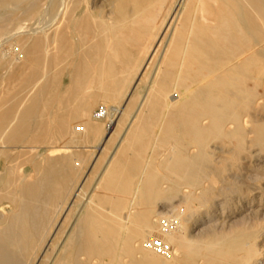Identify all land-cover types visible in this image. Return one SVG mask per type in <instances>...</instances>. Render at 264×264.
<instances>
[{
	"label": "bare ground",
	"instance_id": "1",
	"mask_svg": "<svg viewBox=\"0 0 264 264\" xmlns=\"http://www.w3.org/2000/svg\"><path fill=\"white\" fill-rule=\"evenodd\" d=\"M166 37L167 43L165 45V50H163L164 52L160 56L161 60L157 66L155 74L156 76H159L160 79L157 77H154L153 79L151 78L152 80H150L151 82L150 84L148 83V85L150 91L151 89L154 90L155 87H157L162 95L170 92L168 100L165 101L166 103L164 106L161 105V108H164V115H171V119H168L166 121L167 123H164L163 125L165 126L166 124V128L164 127V132H166V134L164 133V135L167 136V138L175 137L181 144L177 154L178 158L174 161L176 163H173L175 164L174 167L180 168L184 172L187 179L191 182L195 180L198 181L201 177H204L205 179V176L206 178H209L207 176L213 173L210 163L214 162L209 161L211 159L208 158V150L204 147L205 140L209 137H220L230 142L234 141L236 143L235 150L238 153L246 150L248 145L247 136L249 133L255 134V137L252 139L253 143H264V117L262 115L261 119L258 118V115L261 112L260 109L264 111V0H0V68L5 67L6 65H9L10 68V66L13 67L16 64L17 67H19L20 65L22 66L23 63H28L31 58L37 63V65L31 66L29 73H27L28 76L26 78L23 77L25 79L22 84L24 90H27V94H25V100H20L22 104L25 103L24 106L21 108L19 107L21 110H15L16 108L13 107L15 105L11 106L10 104L7 109L4 107L5 110L2 113L0 112V149L7 148L8 145L10 146V143L14 144L18 140L22 141L28 139L31 135L32 126L43 119V116L40 113L41 109H45L54 104H61L68 108L70 106L72 110H70L71 113L69 115H66V113L64 114L66 116L61 115L57 118V126L62 136L67 135L69 132L72 135H76L78 133H82V131L85 135L91 134L94 136L95 134H98L99 130L94 127L92 124L93 122L91 123L92 120L90 121L87 116L90 115L88 113L91 112L90 110L95 106V102L98 101L95 100L98 98L97 94L94 95L93 92V94L89 92L91 88H107L111 90L112 93L114 92L113 96H115V94H118V92L126 86L129 78L131 79L129 74L135 70L137 85L139 81H141L143 73H145L143 72V69L146 64L150 61L153 55L155 56L156 54V45L158 43H163ZM6 45L13 47V51L11 50V52H7L5 49ZM152 63L156 64V62ZM6 70H8V68H6ZM9 70L5 73L8 74ZM13 74L14 72L11 75ZM19 75H21L20 72ZM22 75L24 76V74ZM49 75L51 78H48ZM1 76L3 77V75ZM6 79H8V77H6ZM16 79L18 80L19 78L17 77ZM17 80H15V82ZM1 86L2 85L0 84V88ZM7 86L13 87L8 84ZM3 91L4 89L1 93ZM7 91H9V88ZM13 91L16 90L13 89ZM124 91L125 90H123L121 94ZM5 92L3 94H5ZM62 92L66 93V96H68L67 99L63 98L64 96L61 95ZM88 92L96 98L94 99L91 95H87ZM128 92L130 91H127V93ZM134 92H136V90ZM9 94L10 93H7L6 97ZM13 94L14 93H12V95ZM22 94H24V92ZM18 95L19 93L17 96ZM105 95L108 96L107 93ZM1 96L3 95L1 94ZM106 96L105 98H108ZM146 96L148 98L150 95ZM164 97H166V95ZM1 99H4L5 102V98ZM16 99L14 100L17 102ZM150 99L152 100L153 96ZM160 99H162V97H160ZM162 100H164V98ZM4 102H2V105ZM143 102L139 106V109L143 105ZM19 104L20 103H18V105ZM19 106H21V104ZM137 106L138 104L135 107ZM155 107L157 106L154 105L153 109L149 107L153 110V112L151 110L147 111H150V114L153 115L152 113L156 111L154 109ZM146 108L143 107L141 109L143 110ZM106 109L107 113L104 119H97L95 115L93 117L96 120L109 121L106 127L107 130H110L107 137L108 141L113 135L112 127L116 125V121L112 119V117L114 113H121V110L117 107L112 110L109 105H106ZM134 109L137 112L135 111L136 113L132 115L130 121L127 120L129 123L125 132L120 136L117 145L118 147L126 141V137L130 129L134 132L137 130V128L134 130L132 129L135 128L134 124L139 117L138 112L140 113V110H137L136 108ZM47 110H49V108ZM52 110H54V107ZM143 111L145 112V110ZM158 112L160 111H156L154 115ZM61 113L63 114V112ZM80 114L89 119L90 122L85 121L86 119L81 117L85 123L84 127L78 129L76 125H73V120L75 117H80ZM147 114L148 113L145 115ZM150 114L147 116L151 117ZM49 115L51 117L55 116L53 113ZM157 115L159 116V113ZM118 117L120 116L118 115ZM154 117H156V115ZM154 117L153 119L149 118L150 122L148 121L147 124L154 126V124H151ZM160 118L158 117V119ZM46 119L48 120V118ZM165 119H167V117ZM76 120L77 119H75L74 122ZM78 120L80 119L78 118ZM139 120L141 121V118ZM158 122L160 121L158 120ZM95 123L96 122H94V124ZM143 123H145V121ZM125 124L127 125V123H124V125ZM229 125H232V127ZM145 126L146 125H144L143 130ZM159 126L160 125H158V127ZM146 128H148V125ZM40 130H43V128L39 129V131ZM146 133H148V131ZM146 133L144 132L143 135L141 133V136L145 138L146 136L144 134ZM152 135L151 137L156 136L155 132L154 135ZM151 137L149 136L147 138ZM32 138L33 136L31 137V140ZM143 138L141 139V142L144 140ZM71 139L73 138L71 137ZM56 140L58 141V139ZM66 140H68V138ZM130 140L128 143L132 142ZM27 141L29 142V139ZM151 141H149V144ZM30 143H32V141H30ZM132 144H134V142ZM145 145L146 144H144V146ZM210 145L211 143L209 144V147ZM186 146L198 148V152L188 153L186 152ZM221 146L223 147V143ZM126 147H128V145ZM67 148V145L54 148L51 150V156L58 155L59 153L64 152L65 149L67 150ZM250 148L251 147H249V149ZM256 148L258 147H255V149ZM38 149H36V151ZM117 149L113 152V154L111 152L112 155L110 159H108L109 161L107 166L103 172H101V176L99 174L100 180L107 172L111 161L116 158L115 154L117 153ZM215 149L217 150V148ZM216 150L215 152L221 155L220 152H217ZM257 150L258 149H256V151ZM27 151H29V149ZM144 151H142L143 155ZM213 151L211 155H213ZM33 152H31L32 156ZM66 152H68V150ZM3 154L4 152L0 151V157L3 156ZM121 154H123V152H121ZM138 155L139 154H137V156ZM241 156L243 157V154ZM36 158H38V156ZM227 159L230 158H226L224 161H227ZM16 160L17 163L18 159ZM39 160L40 158L38 161ZM138 160L140 161V159ZM151 160L152 159H149L150 163ZM150 163L148 162L147 166ZM72 164L74 166V163ZM138 164L140 165V162ZM155 164L159 165V167L164 165L163 163H160L162 164L161 166L158 163ZM143 165L145 166V162ZM152 165H154V163ZM41 167L39 166V168ZM57 167L56 161L52 160L47 165V169L45 170L46 173L44 172L45 175H43L42 178L41 176L39 180L34 178L35 182L33 181L31 183H24V181L21 182L20 185L16 187V191L13 192V195L10 196L12 201H16L17 204L16 209L13 204H8L12 207L8 210L10 213L12 212L11 218L7 221L4 219L5 221L3 226L0 227V264H35L37 261H40L39 264H167L166 260L164 262V258L161 259L160 255H155V252L154 254L153 252L147 253L143 250L142 246H140L142 247L140 250L144 253V258L141 260L135 258L134 254L136 252V246L144 244V240H148V238H146L147 234L136 233L131 230L130 232H132V234H126L125 230H127L129 226L128 224V226H126V223H119V225L116 226L114 223L110 222L108 216L107 218L102 215L103 213L101 215L95 214L93 212L94 210H91L89 204H92L93 202L99 203L102 199L96 200L92 194L90 196L88 195L89 197L87 196L88 198L86 199L84 205L80 208L79 212L76 210L78 215L75 220L72 222V217L71 220L69 219L70 221L68 222H72V224L67 232L64 230V236L59 238L56 234L52 233V235H50L49 230H51L52 226H55L57 223L53 222L54 218L50 219L48 217L50 209L49 206L51 205L52 208L53 206L55 207L57 198H60L64 193H66L64 192L67 191L66 185H71L70 182H73L74 180L75 182L77 181L76 179L72 181L73 178L71 179L69 174V176L64 174L65 170L62 171ZM138 167L139 166L136 168ZM142 167L143 166H141V168ZM216 167H220L222 169L221 166ZM156 170H158V168H156ZM38 171L40 170H37V172ZM73 171L75 172V169ZM13 172L12 166L6 167L4 173L2 175L0 174V184L2 185L11 182L10 178ZM148 172L150 171L148 170ZM160 172L161 171L159 170V173ZM109 173L111 174L113 172ZM116 174H118V172ZM147 175L144 174L143 176ZM140 177H142L141 172ZM218 177L219 176H217V178ZM105 181L108 182V180ZM207 181H210V178L207 179ZM98 184L99 181L95 188H97ZM77 186L78 189L76 192L74 191L75 194L73 198L78 197L81 194V191H83V187H85L83 182ZM193 186L196 187L195 185ZM116 187L117 185L114 186V188ZM104 188L105 187L101 188L102 191ZM108 188L110 189V186ZM117 188L120 190L119 186ZM196 190L198 189L196 188ZM69 191L70 190H68V192ZM102 191L101 194L103 193ZM107 191L106 194L104 193L105 196L114 190L109 191L108 194ZM130 194L132 193L130 192ZM124 195L125 193L123 196ZM5 199L7 200L8 198L6 197ZM130 199L132 201V198ZM2 200L3 199L1 198L0 201ZM63 200L64 197L62 201ZM123 201L125 200L123 199ZM74 202L77 203L78 200ZM121 204L122 203L117 204L116 208L120 209ZM134 204L136 203L131 202L130 206L127 208V215L124 214L128 220L134 215V213H132ZM4 205L5 204L0 205V212L4 210ZM43 205L45 207H43ZM71 205L72 203L68 206L71 207ZM113 205L115 206L116 204ZM56 206L57 207L53 210L54 212L52 211L53 214L56 212L58 213V211L61 210H59V205ZM139 209H141V207H139ZM72 210L75 209L73 208ZM96 210H99V208ZM64 211H66V209ZM41 214H44V216L46 215V220L45 218L43 219V215L42 217L40 216ZM141 214L138 212V216L137 214L136 216H142ZM186 217L187 216H185V218ZM142 220L143 224L141 223L140 225L144 226H142L143 229L147 228L151 231L153 229L151 219L145 216ZM55 227H57V225ZM66 227L64 229H67ZM168 236L169 235H167V237ZM138 251L139 250H137V252ZM127 256L132 258L130 262H125V260H123V258ZM245 259L246 261L248 260L244 257V260ZM255 264H264V259Z\"/></svg>",
	"mask_w": 264,
	"mask_h": 264
},
{
	"label": "rangeland",
	"instance_id": "2",
	"mask_svg": "<svg viewBox=\"0 0 264 264\" xmlns=\"http://www.w3.org/2000/svg\"><path fill=\"white\" fill-rule=\"evenodd\" d=\"M166 43H167V37L164 39L163 43H158L156 45V49H155L156 54H155V56L153 55V57L150 59V61L146 64L145 68L143 69V72H145V73H143L142 79H141V81H139L140 85H139V83L136 85L137 78H135L136 77V73H135L136 70H135V71H132L131 74H129V77H131V79L129 78V81L126 83V86H124V88L120 92H118V94H115V96H113L114 92L112 93V91L107 89V88H105V89H100V88H96V87L91 88V90L89 92H91V93L93 92L94 95L97 94V97L99 99L96 98L94 95H92L93 93L92 94L89 92L87 93V95H89V96L91 95L94 99L96 98L95 100H98L95 102V104H94L95 106L90 110L91 112L88 113L90 115H87L88 118L90 119V121L92 120L91 123L93 122L92 124L94 125V127H96L97 130H99L98 134H95L94 136L91 134L85 135V134H83V131H82V133H78L76 135H72L69 132L67 135L62 136V134L60 133L58 126H57V118L61 115L63 116L66 113H67L66 115H69L72 110H71L70 106L68 108V107L63 106L61 104L60 105L54 104V105L48 106L45 109H41L40 113L42 114L43 119L40 122H38L39 124L37 123V124H34L35 126L34 125L32 126L31 135L33 136L34 139L32 138V140H31L32 136L30 135L28 138L29 142L27 141L28 139L22 140V141L18 140L17 142H15L16 144L10 143V146L8 145L9 149H8V147L4 148V149H0V151L4 152L3 156L0 157V172H1L0 174L2 175L4 173L6 167H8V166H12L13 171H14L13 174L11 175V178H10L11 182L7 183L8 185L7 184H2V185L0 184V192H1L0 193V199L1 198L3 199L2 201H0V205L5 204L4 210L0 212V227L3 226V223L5 220L7 221L8 219L11 218L12 212L10 213L8 210L11 209L12 207H11V205H8V204L9 203L13 204V206H15V209H16L17 202L14 200L12 201V198H10V196L13 195V192L16 191V187L18 185H20V183L23 181H24V183L25 182L31 183L33 181L35 182L34 178L35 179L37 178L36 180H39L40 176L42 178V176L45 175V173H46L45 170L47 169L46 168L47 165L49 164V162H51L53 160V161H56L58 169H60L62 171L68 170L69 172L64 171V174L66 176L69 174L70 176L69 175L68 176L71 179L73 178L72 181L74 179H76L78 182L77 181L75 182V180H74L73 182H70L71 185H66L67 191H64L66 193H64L63 196H61L60 198H57L55 203H56V205H59L58 206L59 210L61 209L60 211H58V213L56 212L53 214L54 208L57 207L56 205H55V207L53 206V208L51 205L49 206L50 209H49L48 217L50 219L54 218L53 222L57 223V224H55V226L57 225V227H55L52 224L54 227L52 226L51 230H49L50 235H52V233H53V234H56L57 237H59V238L64 236L65 232H67L70 229L69 227H71L72 222L77 217L80 208L84 205V203L86 202V199L92 194L96 200L102 199V200H100L101 202H99L100 205L98 202H96V203L93 202L92 204H89V206L91 207V210L92 211L94 210L93 212L95 214L101 215L103 213L102 215H104L106 217L108 216L109 218L108 217L107 218L110 220V222L114 223V225H116V226H118L119 223L120 224L126 223L125 224L126 226L129 225L127 230H125L126 234H130V233L132 234V232H130V230H131V231H135L136 233H143L145 235L147 234V236L149 235L148 237L146 236V238H148V240L145 238L146 240H144V242H143L144 244H141V245L139 244L138 246H136V252L134 254V257L137 258L138 260H141L144 258V253H142V251L140 250L142 247H143V250H145V252H147V253L153 252V254H154V252H155V255H158V256L160 255L161 259L164 258V262L166 260L167 264H255L258 261H261L262 259H264V143H255V142L253 143L252 139L255 137V134L249 133L247 136L248 145H247L246 150L245 151L243 150L241 153H238L235 150L236 143L234 141L230 142V141L225 140V139L220 138V137H209V138H207L205 140V146L204 147H206V149L208 150V153H209L208 158L211 159L209 161L210 162L214 161L213 163L212 162L210 163L211 164L210 167L212 168L213 173H211L210 175L207 176L210 178L211 182L207 181V179H209V178H206V176H205V179H204V177H201V179H198V181L200 183L197 180L191 182L190 180L187 179L184 172L180 168L174 167L175 164H173V163H176L174 161H176V159L178 158L177 154H178L179 147L181 146V144L178 141V139H176L175 137H173V138L168 137L167 138V136L164 135V133L166 134V132H164L165 128H166L165 127L166 124H165V126H163V125H164V123H167L166 121L168 119L169 120L171 119V115L170 114L164 115V113H165L164 108L163 107L161 108V105L164 106V104L166 103L165 101L168 100V95L170 94V92L165 93L166 97H164L165 95H162V93L159 92L157 87H155L154 90L151 89V91H150V88L148 85V83L150 84V82H151L150 80H152L154 77H157L158 79H160V77L156 76L155 74L157 71V66L159 65L160 60H161L160 56H161V54H163V52H164L163 50H165ZM5 49L7 50V52H11V50L13 51V47H11L10 45H6ZM159 50H160V54H159ZM12 58H14V57H12ZM152 62H156V64L152 63ZM32 65L35 66V65H37V63L31 58V59H29L28 63H25V64L23 63V65L22 66L20 65L19 67H17V64H16L14 66L12 65L13 67L10 66V68H9V65H6L7 67L5 66V67L0 68V76L3 75V77H5V78H3L2 76H1L2 78L0 77V81H1L0 84L2 85L1 88L4 87L3 88L4 91L2 93H1V91L3 89L0 88V96H1V94L4 96V97L3 96L0 97V102H1L0 103V112L1 113L5 109H7L10 106V104H11V106L15 105L13 107L16 108L15 110L18 109V111L21 110V109H19V107L21 108L22 106H24L25 103L22 104L20 102V100L21 99L25 100L24 97H25V94H27V90H24L22 83H23L24 79L28 76L27 73H29V70H30ZM15 66H16V68H15ZM23 66H24V70H23ZM155 66H156V68H155ZM6 68H8V70L10 69L9 73L12 74L14 72V74L11 75L9 73L8 74L5 73L6 71L8 72V70H6ZM17 68H18V70H17ZM25 69H27V70H25ZM18 71L20 72L21 75H19ZM23 71H25V72H23ZM150 71H152V72H150ZM22 74H24V76ZM9 75H10V78H9ZM144 76H146V77H144ZM6 77H8V79H6ZM17 77L19 78L18 80L16 79ZM23 77H25V78H23ZM49 77L51 78L50 75L48 76V78ZM143 78L144 79L146 78V79L144 80ZM15 80H17V81L15 82ZM7 81L8 82L10 81V82L8 83ZM146 81H149V82H146ZM4 83H5V85H4ZM6 83L8 85L13 86V87L7 86ZM16 85H18V86H16ZM21 85H22V87H21ZM6 86L9 88V91H7L8 88ZM5 88H7V89H5ZM10 88H13L16 91H13V89H10ZM123 90H125V91L121 94V92ZM135 90H136V92H134ZM127 91H130V92L127 93ZM137 91H138V93H137ZM152 91H153V93H152ZM4 92H5V94H3ZM23 92H24V94H22ZM105 92L107 93V95L109 93L110 94L108 96H106ZM7 93H10L9 94L10 96L7 95V97H6ZM12 93H14V94L12 95ZM18 93H19V95L17 96ZM148 93H150V94H148ZM67 94H69V93H67ZM61 95L64 96L63 98H65V99H67V97H68V96H66L65 92H62ZM104 95L108 98H105ZM146 95H150V96H148V98H147ZM133 96H134V98H133ZM152 96H153L152 100H154V101H152L150 99ZM110 97H111V99H110ZM139 97H140V99H139ZM160 97H162V99L164 98V100L160 99ZM1 98H5V102L7 104L4 102V99H1ZM14 99H16L17 102ZM13 100H14V102H13ZM23 100H21V101H23ZM158 100L160 101V103ZM107 101H109V102H107ZM2 102H4L5 104L3 103V105H2ZM142 102H143V105L141 106V108L147 107L146 109H143V110H145V112L141 108L139 109V106L141 105ZM18 103H20L21 106H19L20 104L18 105ZM136 103L138 104L137 107H135L137 105ZM6 105H8V106H6ZM103 105L105 107H106V105H109V107H111L112 110L116 109V107L121 110V113L120 112L114 113V115L112 117V119H114L116 121V125H114L112 127L113 135L111 136V138L108 141H107V137H108V132H110V130L108 129L109 130L108 131L106 127H107L109 121L96 120L93 117L95 115L94 113L96 112V110ZM154 105L157 106L154 109L156 111L161 112V114H160V112H158L159 116L157 115L158 113H156L155 114L156 117H154L155 116L154 113L156 112L155 110H154L155 112L152 113L153 115L150 114L151 113L150 111H147V110H151L153 112L152 109H153ZM148 106L151 107L152 109H150ZM4 107H5V109H4ZM50 107H51V110H50ZM53 107H54V110H52ZM1 108H3V109H1ZM48 108H49V110H47ZM134 108H136L137 110L138 109L140 110V113L138 112L139 117L137 118V121L134 124L135 128L132 129V130H134L137 128V130H135V132H134V131H131V129H130V131L127 134L128 138L126 137V141H124L118 147L117 145H118L120 136L127 129V126L129 123L128 121H130L132 115L137 112ZM59 109H60V111H59ZM64 110H65V112H64ZM42 111H44V112H42ZM45 111H47V112H45ZM260 111L261 112L258 115L259 119L262 118V115L264 117V111H262L261 109H260ZM59 112H60V114H59ZM61 112H63V114ZM46 113H48V114H46ZM51 113H53V115L55 114L56 118H55V116L51 117L49 115ZM141 113H143V114H141ZM144 113L145 114L148 113L147 114L148 116L150 114L152 118L148 117ZM117 114L120 117H118ZM66 115H64V116H66ZM79 116L80 117H75V118L72 116L74 118V120L77 119L75 122L73 120V123H74L73 125H76L78 127V129L84 127L85 122L81 119V117L83 119H86L85 121H87V122L89 121V119L84 117L82 114H80ZM153 117H154V120H152L151 124L152 125L154 124L155 128H154V126L147 124V122L148 121L150 122V119H153ZM158 117L159 118L161 117V118L158 119ZM166 117H167V119H165ZM46 118H48V120ZM78 118L80 120H78ZM140 118H141L142 122L139 120ZM158 120L160 122H158ZM46 121H49V122H46ZM81 121H83V122H81ZM144 121L146 124L143 123ZM94 122H96L97 124L96 123L94 124ZM154 122L157 124H155ZM42 123H44V124H42ZM124 123H127V125L126 124L124 125ZM51 124H53L54 127ZM134 125H133V127H134ZM144 125H146V126L143 130ZM147 125H148V128H146ZM149 125L151 128L149 127ZM158 125H160V126L158 127ZM229 126L232 127V125H229ZM33 127H35V128H33ZM152 127H153V129H152ZM248 127H249V125H248ZM42 128H43V130L39 131V129H42ZM157 128H158V130H157ZM140 129L142 130V132ZM151 129H152V131H151ZM153 130H154L156 136L151 137L152 134L154 135ZM147 131H148V133H146ZM102 132H103V134H102ZM144 132L146 133V134H144L146 136V137L144 136L145 138H143V136H141V133L143 135ZM47 133H48V135L49 134L50 135L48 136ZM100 133H101V135H100ZM136 134H137V136H136ZM99 135H100V137H99ZM134 135H135V137H134ZM148 135L152 139L147 138V137H149ZM71 137L77 141H74L73 139H71ZM80 137H81V139H80ZM41 138H42V140H41L42 142L40 141ZM67 138H68V140H66ZM142 138L145 140V141L143 140L144 142L143 141L141 142ZM216 138H218V139H216ZM50 139H52V140H50ZM56 139H58V141ZM79 139L82 143L79 141ZM130 139H132V140H130ZM129 140L132 142L128 143ZM148 140L149 141L152 140L154 142L151 141V143L149 144ZM168 140H170V141H168ZM30 141H32V143H30ZM217 141H220V142H217ZM133 142H134V144H132ZM103 143L106 145H104ZM139 143H140V145H139ZM152 143H153V145H152ZM210 143H211V145L209 147ZM222 143H223V147L221 146ZM126 144L128 145V147H126L127 146ZM144 144H146V145L144 146ZM13 145H16L17 147L13 146ZM40 145H41V147H40ZM66 145L68 146V148H67L68 152H66L67 150L65 149L64 152L59 153L60 155L58 154V155L51 156L52 155L51 154L52 149L58 148L61 146H66ZM148 145H149V147H148ZM157 145H159V146H157ZM167 145H169V146H167ZM25 146H26V148H25ZM155 146L157 147L158 150L156 149ZM117 147H118V149H117ZM124 147H125V149H124ZM136 147H137V150H136ZM249 147H251V148L249 149ZM255 147H258V148H256V149H258L257 151H256ZM129 148H131V149H129ZM213 148L214 149L217 148V150L216 149L215 150L217 152L219 151L221 155H219V153L217 154ZM260 148H261V150H260ZM28 149H29V151H27ZM36 149H38L39 152H38V150L36 151ZM116 149H117V153L115 154V157L117 159L114 157L116 160L113 159L111 161V163L109 164V167L107 169V172H106L107 174L105 173L100 180L99 177L102 174L101 172H103V170L107 166V163L109 161L108 159H110L111 155L113 154V152H115ZM119 149H122V150H119ZM127 149H129V150H127ZM138 149H140V150H138ZM172 149H173V151H175V150L176 151L173 152ZM195 149H197V150H195ZM209 149H211V150H209ZM146 150H149V151H146ZM250 150H252L255 155ZM127 151H128V154H127ZM138 151H141V152H138ZM142 151H144V155H143ZM212 151H213L214 156L211 155ZM5 152H6V154H5ZM17 152H18V154H17ZM31 152H33V156L31 155ZM111 152H112V154H111ZM121 152H123V154H121ZM186 152L196 153V152H198V148L186 146ZM66 154H68V155H66ZM71 154H73V155H71ZM108 154H110V155H108ZM137 154H139L138 155L139 157L137 156ZM140 154H142V155H140ZM173 154H174V156H173ZM240 154L241 155L243 154V157ZM40 155H41V157H40ZM64 155H66V156H64ZM69 155H71V156H69ZM176 155H177V157H176ZM37 156H38V158H36ZM171 156H172V158H171ZM225 157L230 158V159H227V161H224V160H226ZM249 157H252V158H249ZM39 158H40V160L38 161ZM164 158L166 161L164 160ZM16 159H18L17 163H16V161H17ZM59 159H60V161H59ZM138 159H140V161ZM149 159H152L151 163H150ZM154 159H155V161H154ZM44 160H46V161H44ZM71 162L74 163V166ZM78 162H79V164H78ZM139 162H140V165L138 164ZM144 162H145V166L143 165ZM148 162L150 163L149 164L150 166L149 165L147 166ZM153 163H154V165H152ZM155 163H158V164L163 163L164 165L160 164V166L162 165V167H159V165H157ZM214 163H216L217 165ZM4 164H6L7 166ZM119 164H120V166H119ZM122 164H124V165H122ZM38 165L40 167L42 166L41 167L42 169L39 168ZM156 165H157V167H156ZM215 165L221 166L222 169L220 167L217 168ZM137 166H139V167L136 168ZM141 166H143L144 169H143V167L141 168ZM146 166L149 168H147ZM223 166H224V168H223ZM228 166H230V167H228ZM121 167H123V168H121ZM156 168H158V170H156ZM74 169H75V172L73 171ZM162 169L164 172L162 171ZM1 170H3V171H1ZM37 170H40L41 172L40 171L37 172ZM148 170L152 173L148 172ZM159 170L162 173L161 172L159 173ZM114 171L115 172L117 171L118 174H116L117 172L115 173ZM109 172H113V173L110 174ZM140 172H141L142 177H140ZM155 173H156V175H155ZM38 174H39V176H38ZM99 174H100V176H99ZM144 174H146V175L149 174V175H147L148 176L147 177V176H143ZM34 175L38 176V177H35ZM107 175L108 176L110 175V176L108 177ZM111 175H112V177H111ZM154 175H155V177H154ZM15 176H17V177H15ZM114 176H115V178H114ZM118 176H120L122 179ZM217 176H219V177L217 178ZM231 176H232V178H231ZM80 177H82L83 179ZM117 177H118V179H117ZM211 177H213V178H211ZM145 178H146V180H145ZM79 179H80V181H79ZM97 180L99 181V184L97 185V188H95L96 184L98 183ZM105 180H108L109 184ZM82 182L85 186L82 189L83 191H81V194L78 197L73 198L75 192L78 189L77 185H80ZM102 182L104 184L106 182L107 186H106V184L104 185ZM111 182L113 184L114 183H116V184L113 185ZM117 183H119V184H117ZM122 184H124L125 186ZM101 185H103V186H101ZM116 185H117V187L118 186L120 187V190L117 187L114 188V186H116ZM191 185L192 186L197 185V186L196 187L193 186V190H192ZM109 186H110V189L108 188ZM103 187H105V188L102 191L101 188H103ZM106 187H107V189H106ZM180 187H181V189H180ZM253 187L255 190L253 189ZM196 188L198 190H196ZM200 188H202V189H200ZM205 188L209 192H207L205 190ZM157 189H159V190H157ZM68 190H70V191L68 192ZM100 190L103 192L102 194H101ZM111 190H114V191H112L113 193L112 192L109 193V191H111ZM116 190H117V194H116ZM106 191H107V194L109 193L107 196L104 195V193L106 194ZM155 191H156V193H155ZM89 192H90V194H89ZM130 192L133 195L130 194ZM205 192H207V193H205ZM124 193H125V195L123 196ZM115 194L117 197L115 196ZM1 196H3V197H1ZM206 196H210V197H206ZM6 197L8 198L7 200L5 199ZM63 197H64V200L62 201ZM139 197H141V198H139ZM130 198H132V201ZM123 199L125 201H123ZM129 199H130V201H129ZM137 199H139V200H137ZM148 199H150V200H148ZM69 200L72 202H70ZM76 200H78L77 203L74 202ZM131 202L136 203V204L133 205L134 208L132 210V213H134V215L128 220V219H126L125 215H127V213H126L128 210L127 208L130 206ZM71 203H72V205H71V207H69ZM119 203H122V204H121L120 209H117L116 206ZM113 204H116V205L114 206ZM41 205H42V203H41ZM171 205H173V206H171ZM43 207H45V206L43 205ZM139 207H141V209H139ZM149 207H151V208H149ZM190 207H192V208H190ZM73 208L75 210H72ZM98 208H99V210H96ZM105 208H107V209H105ZM65 209H66V211H64ZM101 210H102V212H101ZM69 211L72 213H70ZM138 212L140 214L142 212V214H141L142 216L137 217ZM136 214H137V216H136ZM190 214H192V215H190ZM42 215L44 216V214H41L40 216L42 217ZM117 215H118V217H117ZM45 216L43 217V219L45 218ZM145 216L147 218L149 217L153 223V229L151 231H149L147 228L143 229L144 226L140 225L141 223L143 224L142 219H144ZM185 216H187V217L185 218ZM71 217H72V220H71ZM120 217H123V218H120ZM176 218L179 220L180 223L178 222V220ZM69 219L72 222H68V221H70ZM45 220H46V218H45ZM64 222H65V224H64ZM187 223H189V224H187ZM171 224H172V227H171ZM66 225H67V227H66ZM167 225H170V226H167ZM183 225H185V226H183ZM65 227L67 229H64ZM129 227H131V228H129ZM139 229H141V230H139ZM64 230H65V232H64ZM169 231H171V232H169ZM151 232H152V234H151ZM167 235H169L170 237L169 236L167 237ZM151 240H162L164 243H166L170 247V253L169 254H161V253L156 252L154 249H152L148 245V243ZM171 242H173V243H171ZM140 246H142V247H140ZM137 250H139L141 252V254L139 251L137 252ZM148 250H151V251H148ZM204 251H205V255H204ZM238 253H240V254H238ZM244 257L248 259L247 260L248 262L246 261V259L244 260ZM130 258H129V256H127V257H124L123 260H125V262H130L132 260V258L131 259ZM241 259H243L244 261ZM240 260H241V262H240ZM171 262H173V263H171ZM238 262H240V263H238ZM39 263H40V261L35 262V264H39Z\"/></svg>",
	"mask_w": 264,
	"mask_h": 264
},
{
	"label": "built area",
	"instance_id": "3",
	"mask_svg": "<svg viewBox=\"0 0 264 264\" xmlns=\"http://www.w3.org/2000/svg\"><path fill=\"white\" fill-rule=\"evenodd\" d=\"M106 113H107V109L103 105L99 107L94 114L97 119H104L106 116ZM148 245L158 253H161V254L170 253V247L166 243H164L162 240H151L148 243Z\"/></svg>",
	"mask_w": 264,
	"mask_h": 264
}]
</instances>
